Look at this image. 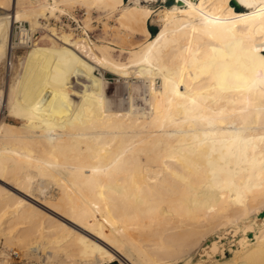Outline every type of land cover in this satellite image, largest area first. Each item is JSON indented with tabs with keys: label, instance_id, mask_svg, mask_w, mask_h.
I'll return each instance as SVG.
<instances>
[{
	"label": "bare ground",
	"instance_id": "obj_1",
	"mask_svg": "<svg viewBox=\"0 0 264 264\" xmlns=\"http://www.w3.org/2000/svg\"><path fill=\"white\" fill-rule=\"evenodd\" d=\"M157 1L0 0V62L15 22L65 44L35 48L0 92L5 254L42 245V264H264V0H170L161 19ZM77 7L89 29L98 12L110 38L52 27ZM98 68L148 82L150 116L108 112ZM72 93L74 115L53 117Z\"/></svg>",
	"mask_w": 264,
	"mask_h": 264
},
{
	"label": "rangeland",
	"instance_id": "obj_2",
	"mask_svg": "<svg viewBox=\"0 0 264 264\" xmlns=\"http://www.w3.org/2000/svg\"><path fill=\"white\" fill-rule=\"evenodd\" d=\"M171 4L172 2L170 0H167L166 2L162 0H158L157 2H154L151 4V7H153L155 10L157 9L156 10L158 12L157 19L159 18L161 19V16L159 15V11L160 12L164 11L165 6L169 7L171 6ZM71 12L72 14H69V13L62 14L60 16L61 20H58L57 18L51 19L52 27L54 26L58 28L59 30L60 28H63L62 30L66 32L72 31L74 32V34H78V35L83 34L85 37L89 38L91 41L95 42L96 44H101L100 41L102 40L105 41L106 39L110 38L106 35L107 33L104 31L105 28L103 26V22L99 20L100 14L98 12L92 13L93 20L91 21L92 22L91 27H90V29L92 28L91 30L87 28L86 26V19L88 18V13L85 9L77 7L73 9ZM8 13L10 14V16L12 15L11 9H8ZM83 19L85 20V22ZM22 23H25L28 27L31 28L28 22L24 21ZM45 23L46 21L43 20V24ZM110 24L115 25V21L112 20ZM148 26H149V29H151L152 31V35L156 33L154 32V30L158 31L159 29V26L156 23H153L152 19L149 20ZM46 29H44L43 27L41 28L38 27L37 29L31 28V30L36 33V36L39 37V42L37 44L34 43V45L32 44V47H23L21 45H18V44L16 45L14 43L11 44L10 48L8 47L10 50L7 49L8 53L6 52L5 58L2 60V62H0V90H1L0 92L3 94L2 95L3 99L7 95L6 93H8L9 91V85L12 82H16V80H19L22 76L25 75L27 60L31 52L35 48L51 47L54 41H56V44L58 43L57 45H62V44L65 45L64 41L61 38H59V35H56L53 32L52 34L49 29H48L49 31ZM86 32L87 34H85ZM13 34H14V30H13ZM37 41L38 39L36 40V42ZM113 47H115L117 50L119 49L117 48L115 44ZM119 54L120 53L115 52L116 56H118ZM126 57L127 55L124 54V56H122L121 59L125 61ZM96 74L99 77L103 78L104 80V87L100 95L102 98L104 97L103 99H104L105 106L108 112L115 113V112H129L130 111L132 112L131 114L134 118L136 116H142V117L150 116L152 107H151V95L149 92L148 82L144 81L143 79L136 78V77H130V78L124 79L119 75H116L109 71H104L99 68L96 70ZM47 78L51 82L56 81L54 77L48 76ZM72 94H73L72 95L73 99L70 102L66 103L68 108L60 104V108L58 109L57 107L58 114L54 115L53 117L59 118L63 121L65 119L64 115L69 116V117L72 116V114L74 115V112L76 111L77 108H79L80 104L82 103V100L80 98V95L76 93H72ZM71 105L73 107L69 111V107ZM9 113H10L9 110L4 108V110L2 111L3 115H1V118L3 117L2 120H5V122L11 125H17L16 123H18V120H16L14 116H11ZM36 192L38 193L39 191H36ZM233 240L234 238L232 236H227V239L224 241L225 246H226L224 249V255L228 259L232 258L231 248L233 247V243H232ZM4 244H5V238H3L0 235V264H42L44 260V256L47 255L46 251L42 250V245H40L38 246V248L35 247L37 249L34 248V250H32L31 252H22V255L20 257H17L16 259H14L15 257L14 252H19V251L21 252V250H19L20 248L18 247L17 249V247L11 246L9 255H8L3 252ZM219 257H221V254H219ZM52 263L53 264H72L71 262L69 263L68 261H66L63 257H58ZM104 264H108V263H104ZM109 264H119V262L114 261Z\"/></svg>",
	"mask_w": 264,
	"mask_h": 264
},
{
	"label": "built area",
	"instance_id": "obj_3",
	"mask_svg": "<svg viewBox=\"0 0 264 264\" xmlns=\"http://www.w3.org/2000/svg\"><path fill=\"white\" fill-rule=\"evenodd\" d=\"M14 30V44L21 45L23 47H32V44L39 42V37L31 30L25 23L15 22L13 25ZM38 41L36 42V40Z\"/></svg>",
	"mask_w": 264,
	"mask_h": 264
},
{
	"label": "water",
	"instance_id": "obj_4",
	"mask_svg": "<svg viewBox=\"0 0 264 264\" xmlns=\"http://www.w3.org/2000/svg\"><path fill=\"white\" fill-rule=\"evenodd\" d=\"M154 32H157V30H154Z\"/></svg>",
	"mask_w": 264,
	"mask_h": 264
}]
</instances>
